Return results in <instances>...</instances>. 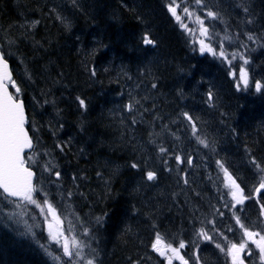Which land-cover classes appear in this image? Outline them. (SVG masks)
<instances>
[{
  "label": "trees",
  "instance_id": "1",
  "mask_svg": "<svg viewBox=\"0 0 264 264\" xmlns=\"http://www.w3.org/2000/svg\"><path fill=\"white\" fill-rule=\"evenodd\" d=\"M216 1L203 0L198 7L195 0H182L193 18L213 11L230 28L235 42L228 45L219 27L210 25L213 46L218 48L224 41L228 52H243L252 59L249 65L254 63L264 55V0H231L246 22L251 21L249 27H238V33L231 27L234 20L224 16ZM178 13L186 17L180 7ZM34 21L39 23L32 27ZM198 27L188 24L194 35L181 28L168 11V0H0V49L11 53L6 59L22 89L28 129L34 141L39 140L42 158L49 157L44 159L46 166L52 168L42 177L58 181L61 193L83 217L85 226L78 234L100 255L99 264H157L156 257L145 252L155 234L174 246L170 230L185 229L192 219L190 207L201 204L207 210L192 182L193 175L203 173H190L186 162L175 161L179 142L172 133L188 132L192 140L182 142L184 148L199 144L217 160L223 159L220 154L226 156L228 160L222 162L229 170L236 166L230 142L245 140L250 156L264 166V86L255 90L260 77L238 90L232 73L238 77L242 61L237 57L230 67L210 53L202 54ZM145 34L154 46L143 44ZM247 34H253L255 42L248 41ZM241 42L246 49L240 48ZM196 88L204 89L197 98ZM209 92L214 97L211 103ZM135 101L139 104L130 111L128 105ZM183 112L194 118L195 135ZM227 115L230 119L223 127L228 130V144L226 149L216 148L204 130L223 123ZM161 143L171 155H159L156 145ZM133 162L139 167L132 168ZM36 170L40 174L43 168L39 165ZM147 170L157 173L155 181H147ZM44 215L39 216L41 223ZM62 257L64 264H86L78 257ZM205 259L199 249L193 251V263ZM0 264L52 263L32 241L0 227Z\"/></svg>",
  "mask_w": 264,
  "mask_h": 264
},
{
  "label": "snow or ice",
  "instance_id": "2",
  "mask_svg": "<svg viewBox=\"0 0 264 264\" xmlns=\"http://www.w3.org/2000/svg\"><path fill=\"white\" fill-rule=\"evenodd\" d=\"M195 4L198 7L203 6V0H195ZM180 7L181 11L188 17L194 15L193 12L189 10L187 5L177 4L176 0H168V11L175 18L177 22L180 23V27L189 32L190 35H194L193 30L188 28V25L182 22V18L177 14V8ZM244 12H248L247 8L243 9ZM210 17L216 19L217 14L213 11H208L206 18ZM196 23L199 25V34L203 39L198 40L199 51L203 53H210L213 57L220 59L221 62H227L231 67L232 62L237 60L239 57L243 65H248L249 60L246 58L245 54L240 51L228 52L225 48L224 41H221L218 48L212 45V34L209 32V28L204 25V19L200 16H196ZM39 23V21H34L32 27ZM251 23V21H248ZM248 41H253L257 39L253 34H247ZM225 41L231 40L230 37H225ZM143 44L145 46H154L155 41L150 37L149 34H145L142 38ZM208 41V42H206ZM13 43V41H9ZM240 48H247V45L241 42ZM6 55H11V53H5L0 50V204L12 205L13 210L8 214L9 218L18 219L24 215L23 209L27 206H34L40 210L41 214L45 215V223L48 230V236L51 242L59 245L62 248L63 254L67 257H82V249L84 245L77 237L68 236L65 234V229L63 227V220L61 216L57 214V209L53 204L47 199L48 193L43 190L40 185V180L37 178V174L33 171L32 166L37 163L34 159V155L38 151L39 140L30 136L28 128L26 125L29 123L28 117L26 115V107L24 102L20 99V93L22 92L21 87L17 84L16 80L13 78V72L9 67V62L6 59ZM95 75V72H92ZM234 77L235 86L238 90H243L249 86V74L244 67L239 68V75L237 77L236 73H232ZM238 81V82H237ZM152 88H156L157 84L153 83ZM14 89V92L9 91V89ZM255 90L257 92L261 91V84L255 82ZM214 97L211 92L208 93L207 102L211 103ZM79 105L85 107V101L80 97H77ZM135 104H139V101L130 103L128 105L131 111ZM147 111V109H146ZM182 116L188 122L192 129L193 135L197 132L196 122L194 118L188 113L183 112ZM136 123L134 119L132 121ZM164 129L167 130L168 126L165 125ZM151 135V133H150ZM175 136V133H172ZM196 140L204 147H208V143L205 139H201L198 135L195 136ZM179 139V137H177ZM150 143L155 144V141H150ZM58 147H62L59 146ZM158 153L160 156L171 155L169 148L165 147L162 143L157 144ZM33 153L29 155L28 153ZM174 159L178 164L186 162L188 165H192L193 161L191 158L183 159L180 155H174ZM167 163V161H165ZM253 165L256 167L258 172L261 174V179L259 181V186L255 189L257 193L261 189H264V166L257 163L255 160L252 161ZM219 168L223 172L222 185L227 189L226 196H230L231 203L226 204V207L231 209H236L238 205H243L247 199L250 197L245 195L244 189L237 182V179L228 171L225 166L217 161ZM132 168H138L139 164L133 162L131 164ZM45 171L52 172L51 167H45ZM170 171L172 169H169ZM55 176L59 178L60 173L56 171ZM147 181H155L157 179V173L154 170L146 171ZM35 180V182H34ZM184 184H188L186 178L183 179ZM43 193V196H41ZM71 195V193H69ZM16 209H21V211H16ZM3 208L0 207V213H2ZM221 215L223 213H220ZM236 225L239 226L241 230V237L238 243L231 242L228 237H224L227 242L226 245L221 246V244L216 243V247L220 249L221 252H225L231 259V264H245V259L247 258L243 254L247 250V256L253 255L255 250L259 252V258L264 261V221L260 223L259 226H246V224L241 220L240 216L233 212ZM50 217V219H49ZM101 222V218H97V223ZM208 223L213 224V231L215 230L214 222L209 221ZM30 230V229H29ZM68 231H71V225ZM231 231V229H230ZM90 230L85 229V234H89ZM196 235L204 241H213L214 237L206 231L204 227H201ZM254 245V249L250 247ZM186 243L184 240H179L178 246H173V243H166L162 235L157 232L155 234V240L151 244L152 250L157 252L161 257L167 260V264H173V260H179L180 264H189V260L185 259L181 255V250L185 249ZM87 264H95V258L89 259Z\"/></svg>",
  "mask_w": 264,
  "mask_h": 264
},
{
  "label": "rangeland",
  "instance_id": "3",
  "mask_svg": "<svg viewBox=\"0 0 264 264\" xmlns=\"http://www.w3.org/2000/svg\"><path fill=\"white\" fill-rule=\"evenodd\" d=\"M228 14L231 16L228 20H235V21L245 25L246 27H249L248 23L245 20L244 15L242 13H240L239 11L234 12V11L228 10ZM231 18H233V19H231ZM204 21L206 22L207 19H205ZM206 27H208V26H206ZM227 28H229V27H227ZM198 29H199V27H198ZM222 31H223L225 37L233 38V36L230 32V28H229L228 32L226 30H224L223 28H222ZM199 39H203V37H200ZM254 53L258 54V50L256 49ZM247 59L249 61L252 60L250 58H247ZM262 59L264 60V55L262 56ZM251 64L253 66V61L251 62ZM242 67H244L245 70L249 74V84H250V79L255 80L257 78L258 73L256 72L250 77V72H251L250 65L249 64L243 65ZM259 83H261V82L259 81ZM202 91H204V89L200 90L199 88H196L195 92H194L195 97L197 98V94L202 92ZM197 100H199V102H202V98H198ZM230 100H231L232 104L234 102H235V104L237 103V100L233 101L231 98H230ZM229 119H230L229 115L223 117V121L226 124H227V120H229ZM232 129H233V127L230 126V130H232ZM204 132L207 136L210 137L211 140H225L228 130H226L223 126H221L217 131L214 132L210 127H207V128H205ZM230 132L232 133V131H230ZM173 137L176 140H183L182 137L177 132H175V136H173ZM177 137H179V139H177ZM185 140H192V139H191V137H189L188 139H185ZM238 140H240V139H238ZM244 141L241 140V141H239V143H233L234 141L230 142V147H232L234 149L240 148V150L244 151L247 149L243 145ZM221 143L222 142H218V144H221ZM186 147H188V148L186 150H183V154H186L187 158H191L193 161L192 165H188V164L187 165L191 168H194L195 166L198 165V161L201 160L200 154L201 155L203 154L204 149H201L199 147V144L196 146L191 144V145H188ZM251 152H252V150H251ZM194 153H197V154H194ZM39 156L40 155L37 154L34 157V159L37 162H38ZM252 161H253V159H249L247 162V165H244L243 168L237 167L236 169H238L239 171H236L235 175L238 176L239 174H242V176H238L237 178L243 182V184L247 188V190L249 187V194L251 195L252 199H256L258 197H256L255 191H253L252 188L255 187V189H256L259 186L261 174L258 172L256 167L253 165ZM33 166H35V164ZM209 168H210V164H207V169H209ZM230 170H232V168H230ZM216 174H217L216 176H212V177L210 176L209 182H205V180L208 179V177L206 175L200 174L197 177H195L194 175L192 176V182L194 184V191L196 192L197 196L200 197L204 201V206L207 208V210L204 209L203 206L200 204L201 209L196 210L195 206H191L190 212H191L192 220L197 225L204 227L205 230L212 231L213 224L208 223V222L212 221V222H214V225L215 224H222L223 217L220 215V212H221L220 208L221 207H222V209L227 208L230 215H231L230 220L232 222V225L234 226V230L239 231V226L234 225V223H233V220L235 219L233 216V212H235L236 215H238V216H240V215L237 214L236 209H231V208H228L225 206L226 204L230 205L231 198H230V196L225 195L228 190L225 189L222 185L223 172L219 168V171H216ZM40 186H42L43 190L48 193V197H51L52 194L58 192L61 189L57 182H44L43 180L40 181L39 187ZM177 188H178V186H177ZM0 207L3 208L2 213H0V226H3L4 228L11 230L20 238L30 239V240L36 242V244L41 249L42 253L50 261H52L55 264H62L61 260L54 253L50 252L42 243L39 242L38 231H39L40 227L34 218H32L30 215H28L23 210L24 215L22 217H19L18 219H12V218H9L8 214L13 210V206L12 205L5 206L4 204H0ZM56 209H57V214L61 216V219L64 222L63 227L65 229V234L68 233V236L77 237V235H76L77 229L83 223V219H82L81 215L79 213H77L76 210L73 209L72 206H69V205L63 206L62 208H56ZM213 210H214L213 217L210 220L209 217H210ZM16 211H21V209H16ZM239 211H241V210H239ZM70 225H71V231H68ZM193 227H196V225L194 224ZM43 229L46 232V234L48 235V230H47L46 225ZM184 230H185L184 232H187L191 238L190 240L189 239L186 240V242H185L186 246H188L192 252L196 251L197 246H198L197 245L198 236L196 235L197 231L193 230V232H191L190 230H187V229H184ZM184 232H174V230H173V235H175V237H177V238H180L181 236H184ZM84 245H86V246L83 247V249H82L83 259L86 260V262H87L89 259L95 258V264H97L98 257L94 256L93 251L89 247L88 244L85 243ZM200 249H201V253L203 254V256L211 264H223V263L215 262V260H214L215 254L212 253L208 248L202 246V247H200ZM150 252H151V246L149 245V251H147L146 253H150ZM181 255H183L182 251H181ZM165 261H166L165 264H167L166 259H165ZM175 261L180 263L179 260L174 259L173 262H175ZM259 263H260V261H259Z\"/></svg>",
  "mask_w": 264,
  "mask_h": 264
},
{
  "label": "bare ground",
  "instance_id": "4",
  "mask_svg": "<svg viewBox=\"0 0 264 264\" xmlns=\"http://www.w3.org/2000/svg\"><path fill=\"white\" fill-rule=\"evenodd\" d=\"M240 17V16H239ZM242 18V17H241ZM129 27H130V24L128 25ZM133 26V25H132ZM131 34H132V32H131ZM252 65V64H251ZM252 68L254 69L253 70V73H254V71H256L257 73H258V77H260V84H261V86H264V60L262 59V56H259L258 58H256L255 60H254V63H253V66H252ZM261 74V75H260ZM263 75V76H262ZM92 93V92H91ZM89 94V93H88ZM160 101V100H159ZM152 103H153V101H152ZM253 102L251 101V104H252ZM238 124V123H237ZM221 126H223V123H220L219 122V124H217L216 126L214 125V126H210V128L214 131L215 129H219ZM68 134V133H67ZM69 134H71V133H69ZM180 136L182 137V139L183 140H185V139H188L190 136H189V134H188V132H185L184 134H180ZM225 140H227V138H225ZM236 171H239L238 169H236ZM122 177V176H121ZM174 186H178V184H177V182H176V185H174ZM88 203V202H87ZM116 204V203H115ZM113 205V204H112ZM112 205H111V207H112ZM110 208V207H109ZM195 209L197 210H200L201 209V206H200V204L199 205H197V206H195ZM116 211V210H115ZM113 212V211H112ZM111 218H113V217H111ZM105 222V221H104ZM185 229H187V230H189L187 227H185ZM170 231H172V233H173V230L171 229ZM182 238H185V240L186 239H191L190 238V236L188 235V233L187 232H184V236H181ZM180 237V238H181ZM146 238V237H145ZM145 246V245H144ZM142 249H144V248H142ZM147 251H149V245H147V247L145 248V252H147Z\"/></svg>",
  "mask_w": 264,
  "mask_h": 264
},
{
  "label": "flooded vegetation",
  "instance_id": "5",
  "mask_svg": "<svg viewBox=\"0 0 264 264\" xmlns=\"http://www.w3.org/2000/svg\"><path fill=\"white\" fill-rule=\"evenodd\" d=\"M235 242L238 243V241H235ZM256 255H259V252L257 250H255L253 255H251L250 257L247 256V258L245 259V264H251L250 258L252 257L256 258Z\"/></svg>",
  "mask_w": 264,
  "mask_h": 264
},
{
  "label": "water",
  "instance_id": "6",
  "mask_svg": "<svg viewBox=\"0 0 264 264\" xmlns=\"http://www.w3.org/2000/svg\"><path fill=\"white\" fill-rule=\"evenodd\" d=\"M9 67H10V69H11V66H10V64H9ZM10 91V90H9Z\"/></svg>",
  "mask_w": 264,
  "mask_h": 264
}]
</instances>
